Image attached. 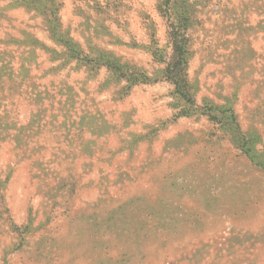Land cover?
I'll return each instance as SVG.
<instances>
[{
  "label": "rangeland",
  "instance_id": "obj_1",
  "mask_svg": "<svg viewBox=\"0 0 264 264\" xmlns=\"http://www.w3.org/2000/svg\"><path fill=\"white\" fill-rule=\"evenodd\" d=\"M0 264H264V0H0Z\"/></svg>",
  "mask_w": 264,
  "mask_h": 264
}]
</instances>
